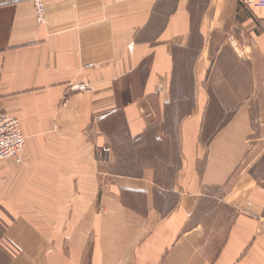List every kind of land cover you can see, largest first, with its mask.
Wrapping results in <instances>:
<instances>
[{
	"label": "crops",
	"instance_id": "1",
	"mask_svg": "<svg viewBox=\"0 0 264 264\" xmlns=\"http://www.w3.org/2000/svg\"><path fill=\"white\" fill-rule=\"evenodd\" d=\"M45 3L0 0V264H264V8Z\"/></svg>",
	"mask_w": 264,
	"mask_h": 264
},
{
	"label": "built area",
	"instance_id": "2",
	"mask_svg": "<svg viewBox=\"0 0 264 264\" xmlns=\"http://www.w3.org/2000/svg\"><path fill=\"white\" fill-rule=\"evenodd\" d=\"M124 2L126 0H117ZM246 8L260 7L264 8V0H241ZM33 3L36 18L41 23L47 22V11L45 0H31ZM230 43L237 48L238 43L233 35L229 36ZM82 88L81 86H75ZM26 145V136L23 133L21 123L18 118L13 117L0 110V161L13 158L18 163H23V153ZM106 151L109 148L105 149Z\"/></svg>",
	"mask_w": 264,
	"mask_h": 264
}]
</instances>
